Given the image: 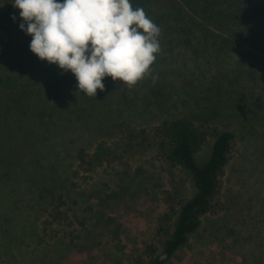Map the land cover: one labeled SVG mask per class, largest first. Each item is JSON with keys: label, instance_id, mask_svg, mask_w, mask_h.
Segmentation results:
<instances>
[{"label": "rangeland", "instance_id": "rangeland-1", "mask_svg": "<svg viewBox=\"0 0 264 264\" xmlns=\"http://www.w3.org/2000/svg\"><path fill=\"white\" fill-rule=\"evenodd\" d=\"M20 22L12 1L0 0V264H131L160 245L157 218L172 179L164 164L152 153L93 165L79 156L112 144L123 125L175 116L235 137L221 210L202 218L171 264H264L263 56L249 67L215 30L191 48L161 45L149 76L131 89L105 77L106 98L83 105L73 75L33 54ZM46 68L68 75L56 97L39 81ZM212 143L195 154L199 164ZM172 172L191 191V177Z\"/></svg>", "mask_w": 264, "mask_h": 264}, {"label": "trees", "instance_id": "trees-1", "mask_svg": "<svg viewBox=\"0 0 264 264\" xmlns=\"http://www.w3.org/2000/svg\"><path fill=\"white\" fill-rule=\"evenodd\" d=\"M131 3L134 8H143L161 28L160 45L191 48L197 37L207 39L217 30L221 35L215 37H221L224 48L235 50L242 61L251 62L249 67L258 62L259 56L264 58V0H131ZM45 70L39 77L42 89L56 97L68 75L58 70L50 72L49 68ZM42 93L38 91L37 96ZM79 98L83 105L97 104L106 95L99 89L96 97L79 91ZM48 114L51 117L52 113ZM38 117L39 124L49 118L44 114ZM234 137L229 130L208 128L189 116H175L150 128L123 125L119 138L112 144L101 141L92 155L81 152V161L90 165L152 153L172 176L170 188L162 192L164 211L157 218L156 235L161 238V244L146 245L143 254L135 257L131 264H171L175 252L201 226L202 218L221 210V178ZM208 138L213 139L210 156L199 164L195 154ZM172 170L183 171L191 177V191L186 180L177 179Z\"/></svg>", "mask_w": 264, "mask_h": 264}, {"label": "clouds", "instance_id": "clouds-1", "mask_svg": "<svg viewBox=\"0 0 264 264\" xmlns=\"http://www.w3.org/2000/svg\"><path fill=\"white\" fill-rule=\"evenodd\" d=\"M30 51L70 72L89 97L105 77L129 89L151 74L161 28L131 0H12ZM13 20L16 17H12Z\"/></svg>", "mask_w": 264, "mask_h": 264}]
</instances>
